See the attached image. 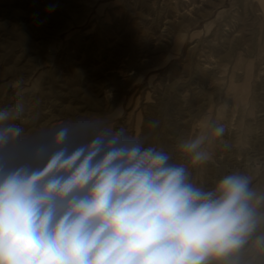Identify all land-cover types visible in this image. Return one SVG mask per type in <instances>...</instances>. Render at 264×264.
I'll list each match as a JSON object with an SVG mask.
<instances>
[{"label":"rangeland","instance_id":"1","mask_svg":"<svg viewBox=\"0 0 264 264\" xmlns=\"http://www.w3.org/2000/svg\"><path fill=\"white\" fill-rule=\"evenodd\" d=\"M17 102L28 133L107 121L197 184L242 171L264 188V0H0V108ZM215 124L206 164L176 152Z\"/></svg>","mask_w":264,"mask_h":264},{"label":"clouds","instance_id":"2","mask_svg":"<svg viewBox=\"0 0 264 264\" xmlns=\"http://www.w3.org/2000/svg\"><path fill=\"white\" fill-rule=\"evenodd\" d=\"M25 113L0 108V264H264V188L251 175L207 187L123 127L82 117L28 133ZM225 132L215 124L176 152L206 164Z\"/></svg>","mask_w":264,"mask_h":264}]
</instances>
